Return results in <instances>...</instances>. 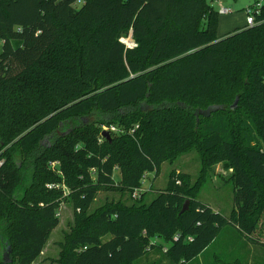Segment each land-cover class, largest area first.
<instances>
[{"label": "trees", "instance_id": "obj_1", "mask_svg": "<svg viewBox=\"0 0 264 264\" xmlns=\"http://www.w3.org/2000/svg\"><path fill=\"white\" fill-rule=\"evenodd\" d=\"M217 22L208 0H0V217L8 220L0 264L34 262L58 225L64 198L45 184L63 185L82 211L64 264H134L152 238L169 242L163 256L172 264L187 263L227 225L264 252V22L222 38ZM129 32L134 48L118 41ZM209 107L219 109L198 114ZM237 112L242 144L227 120ZM91 114L96 121L85 119ZM194 118L205 122L199 132ZM116 121L123 133L98 137L97 126ZM191 145L207 153L202 163L232 170L228 217L172 173L147 204L83 213L102 188L140 192L145 173L157 175ZM27 167L28 188L16 200L10 194Z\"/></svg>", "mask_w": 264, "mask_h": 264}, {"label": "rangeland", "instance_id": "obj_2", "mask_svg": "<svg viewBox=\"0 0 264 264\" xmlns=\"http://www.w3.org/2000/svg\"><path fill=\"white\" fill-rule=\"evenodd\" d=\"M208 2L216 11V1L208 0ZM219 2L221 6L227 7L230 10V13L227 15H218L217 30L218 32H223L228 29L229 26L238 27L243 24L245 19L244 9L252 3V0H220ZM78 6L79 3L74 5V7ZM242 28H244V26ZM1 44L0 41V50ZM16 45L17 44H15V46ZM144 107V104H140V108L143 109ZM94 115L95 114L86 116L85 119L95 120L96 116ZM243 115V112H237L227 119L231 130V138L236 144H242L243 134L247 133V130L242 125ZM204 123L205 122L194 118L191 124V131H201ZM136 125L137 124H135V128L137 127ZM111 126L115 128L114 133L120 134L124 132L123 126L116 121L115 124L108 126H97L99 130L98 137L102 138V131L110 133L108 127ZM58 135H63V132H59ZM51 137L53 139V136ZM254 138L257 139L258 142H261L259 137L255 136ZM195 139L194 141H197L198 138ZM202 158L207 161V153L203 151L199 152L194 148V145H191L184 152L176 153L169 161L162 163L157 175H155L154 172L145 173L141 179L140 192H136V196H132L115 187L102 188L96 194L91 205L87 207L83 213L90 215L102 206L117 202H121L125 205L140 202L147 204L159 192L164 190L169 180V174L172 173L173 179L177 181H179V175H184L187 178L188 185L193 188L192 195L194 199L209 206L214 212L228 217L233 207V189L230 178L232 170L225 162L206 164L205 162L202 163ZM0 163L1 167L3 160H0ZM47 168L63 181L59 163L49 161ZM30 174L31 170L29 167L20 172L18 185L11 192V197L16 200H21L25 196ZM113 179L115 182L118 181L119 174L117 171H114ZM45 188L60 192V198L63 197L64 199L61 200L56 211L58 225L50 232L42 252L31 264H64L63 258L67 249V237L76 228V217L80 215L82 211L74 210L71 203L66 200L67 190L63 185L45 184ZM139 193L141 194V198L138 196ZM262 221L263 224L260 227V237L261 241H264V214ZM7 227L8 220L4 217H0V261L6 245ZM108 238V236H105L101 240L105 241ZM168 246L169 242L164 239H150L147 253L134 264H172L163 256ZM263 257L264 252L261 247L244 239L233 227L227 225L219 231L218 236L203 253L187 263L180 262L176 264H262ZM13 264H17V258H13Z\"/></svg>", "mask_w": 264, "mask_h": 264}, {"label": "built area", "instance_id": "obj_3", "mask_svg": "<svg viewBox=\"0 0 264 264\" xmlns=\"http://www.w3.org/2000/svg\"><path fill=\"white\" fill-rule=\"evenodd\" d=\"M217 3L216 12L218 15H227L230 13V10L227 7L220 5V0H214ZM211 5V4H210ZM245 19H244V28H249L256 26L264 22V0H252V3L247 6L245 9ZM126 48H134L136 45L131 39V33L126 37L120 38L118 40ZM110 132H115L113 126L108 127ZM1 164V163H0ZM132 196H136V191L133 192ZM176 239V238H174Z\"/></svg>", "mask_w": 264, "mask_h": 264}, {"label": "water", "instance_id": "obj_4", "mask_svg": "<svg viewBox=\"0 0 264 264\" xmlns=\"http://www.w3.org/2000/svg\"><path fill=\"white\" fill-rule=\"evenodd\" d=\"M235 102H236V100H235ZM235 102H234V104H235ZM219 108L218 107H209L206 111H198V114L200 115H207V114H210L211 112H214V111H216V110H218ZM101 137L103 138V139H106V140H108L110 137H109V133L108 132H106V131H102L101 132ZM187 208H188V201H184V203H183V205H182V208H181V210H180V213H182V212H184V211H186L187 210Z\"/></svg>", "mask_w": 264, "mask_h": 264}, {"label": "crops", "instance_id": "obj_5", "mask_svg": "<svg viewBox=\"0 0 264 264\" xmlns=\"http://www.w3.org/2000/svg\"><path fill=\"white\" fill-rule=\"evenodd\" d=\"M243 24H244V22H243ZM243 24L239 25L238 27L229 26V28L224 30L223 32H218V30L216 29V37L217 38H222V37L232 33L234 30L242 28Z\"/></svg>", "mask_w": 264, "mask_h": 264}]
</instances>
